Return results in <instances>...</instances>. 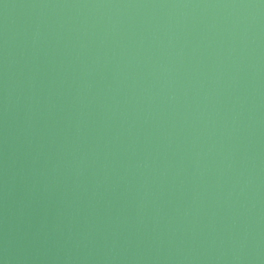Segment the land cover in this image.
I'll return each instance as SVG.
<instances>
[{"label": "water", "instance_id": "95a60500", "mask_svg": "<svg viewBox=\"0 0 264 264\" xmlns=\"http://www.w3.org/2000/svg\"><path fill=\"white\" fill-rule=\"evenodd\" d=\"M0 264H264V0H0Z\"/></svg>", "mask_w": 264, "mask_h": 264}]
</instances>
